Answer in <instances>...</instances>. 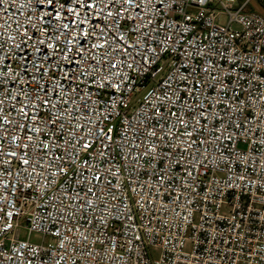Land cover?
<instances>
[{"label":"built area","instance_id":"built-area-1","mask_svg":"<svg viewBox=\"0 0 264 264\" xmlns=\"http://www.w3.org/2000/svg\"><path fill=\"white\" fill-rule=\"evenodd\" d=\"M0 264H264V17L0 0Z\"/></svg>","mask_w":264,"mask_h":264},{"label":"rangeland","instance_id":"rangeland-1","mask_svg":"<svg viewBox=\"0 0 264 264\" xmlns=\"http://www.w3.org/2000/svg\"><path fill=\"white\" fill-rule=\"evenodd\" d=\"M241 1H245V0H241ZM263 6H264V0H258ZM248 10L249 11H253L250 7V5L248 4ZM217 24L220 25H227L229 18L226 14H220L217 17ZM235 28H237L236 26H234ZM151 87H147L142 93H140L138 96H135V98H140L142 99L143 96L147 93V91L150 89ZM21 228H20V238L21 239H28L30 242L32 243H36V244H41L44 241H48L50 242L51 240L48 239H44V237L40 234L37 233H29V231L25 228L26 226V222L22 221L20 223Z\"/></svg>","mask_w":264,"mask_h":264},{"label":"water","instance_id":"water-1","mask_svg":"<svg viewBox=\"0 0 264 264\" xmlns=\"http://www.w3.org/2000/svg\"><path fill=\"white\" fill-rule=\"evenodd\" d=\"M245 2L250 5L253 12L264 17V6L258 0H245Z\"/></svg>","mask_w":264,"mask_h":264}]
</instances>
